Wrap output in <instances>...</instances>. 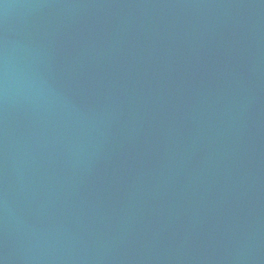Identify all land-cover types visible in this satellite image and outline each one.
Listing matches in <instances>:
<instances>
[{
	"label": "water",
	"instance_id": "obj_1",
	"mask_svg": "<svg viewBox=\"0 0 264 264\" xmlns=\"http://www.w3.org/2000/svg\"><path fill=\"white\" fill-rule=\"evenodd\" d=\"M0 264H264V0H0Z\"/></svg>",
	"mask_w": 264,
	"mask_h": 264
}]
</instances>
